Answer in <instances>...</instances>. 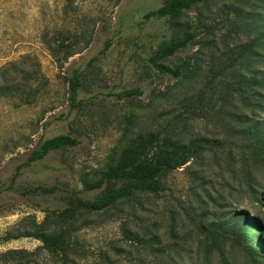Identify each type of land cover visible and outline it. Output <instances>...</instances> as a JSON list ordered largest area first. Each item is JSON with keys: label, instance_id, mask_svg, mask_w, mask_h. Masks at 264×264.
<instances>
[{"label": "rangeland", "instance_id": "374dc122", "mask_svg": "<svg viewBox=\"0 0 264 264\" xmlns=\"http://www.w3.org/2000/svg\"><path fill=\"white\" fill-rule=\"evenodd\" d=\"M64 1L0 0V77L32 75L40 90L30 103L0 96V253L40 246L33 237H2L19 233L15 225L27 215L42 221L45 211L63 207L70 191L93 198L96 191H85V181L97 179L132 139L160 131L206 148L190 169L164 173L161 192H137L89 215L73 234L70 258L79 264H264L247 248L252 243L260 251L261 244L264 250V137L256 139L264 113L232 91L229 78L216 75L218 50L223 54V37L236 20L233 2L208 0L174 19H145L164 0H121L116 7L109 0L78 1L70 12ZM254 3L238 5L264 9ZM197 23L210 25L212 33L200 32L198 42L164 60L187 76L156 69L150 56ZM234 37L226 41L232 45ZM75 68L83 84L81 106L72 108ZM135 87L143 93L115 95ZM58 134L80 143L25 164L41 141ZM38 186L58 191H29ZM234 214L257 225L244 230ZM37 258L66 264L47 252Z\"/></svg>", "mask_w": 264, "mask_h": 264}, {"label": "trees", "instance_id": "16d2710c", "mask_svg": "<svg viewBox=\"0 0 264 264\" xmlns=\"http://www.w3.org/2000/svg\"><path fill=\"white\" fill-rule=\"evenodd\" d=\"M78 1L94 0H65L67 12L76 11ZM116 7L121 0H109ZM236 20L231 25L229 35L223 37L224 52L217 55V77L229 78L232 91L237 92L241 99L258 112L264 113V9L252 11L243 9L238 3L252 0H231ZM255 6L264 7V0H254ZM208 0H164V3L145 14V19L151 18H177L184 11L191 10ZM226 2V1H225ZM224 2V4H226ZM200 32L212 33L211 26L197 23L192 29L185 28L181 34L174 35L170 42L160 47L150 56V62L161 73H169L175 78H184L186 71L179 66H172L164 62L165 59L187 49L191 44L198 42ZM231 45L226 39L232 38ZM106 42L103 50L110 46ZM66 47H69L66 46ZM70 54H66L68 58ZM215 55H212L214 58ZM32 73L36 74L35 69ZM0 77V96L16 98L19 102L30 103L40 94V90L32 85L31 76H20L15 73L8 77ZM38 78V75L36 76ZM83 84V74L80 69H73L69 78V98L72 108L81 106L78 99ZM143 93L140 87L123 89L115 95L119 99L131 98ZM257 140L264 137V120L256 124ZM161 132H150L132 139L121 151L116 161L104 169L100 176L92 181H85V191H96L93 198L81 196L77 191H70L63 199L65 205L55 211H45L42 221L34 215H27L16 225L19 233H7L2 237L10 240L18 237H33L41 241V245L34 250L9 249L0 253V264H40L37 258L41 252L50 256H60L66 264H79L70 258V253H76L73 234L87 224L88 216L92 213H104L117 206L124 200L136 196L137 192L159 193L163 189L159 178L168 171H173L186 165L190 169L191 161L204 152L206 146L190 141L186 143L176 139L173 135L161 136ZM259 134V135H258ZM80 143L77 137L70 134H58L41 141L29 154L26 165L42 161L51 152L66 147L76 146ZM190 163V164H188ZM191 173L199 179L196 172ZM29 191L41 194H52L58 187L38 186ZM234 224L249 230L257 222H248V217L239 214L231 216ZM245 235L248 236L246 231ZM252 255H259L264 259V250L260 244L257 251L252 243L247 245Z\"/></svg>", "mask_w": 264, "mask_h": 264}]
</instances>
